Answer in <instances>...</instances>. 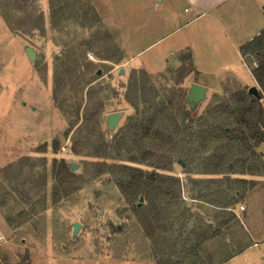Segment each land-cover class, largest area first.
I'll return each mask as SVG.
<instances>
[{
	"label": "rangeland",
	"instance_id": "1",
	"mask_svg": "<svg viewBox=\"0 0 264 264\" xmlns=\"http://www.w3.org/2000/svg\"><path fill=\"white\" fill-rule=\"evenodd\" d=\"M82 1L89 2L93 8V3L103 6L107 1L124 12L121 16H125L129 1L130 10L134 11L130 16L136 17V28L129 31L107 29L105 26L108 25L104 24L95 8L100 21L91 28L83 27L75 19L67 20L57 28H52L51 23L45 27V15L41 12L32 14L34 6L29 3H25L24 11L16 15V19L7 14L2 16L16 37H10L0 29V170L23 161L7 173L0 172V264H153L150 242L143 236L130 206L124 202L108 174L94 177V162L104 160L88 156V150L79 155L72 153V132L65 135L69 126L52 100V81L56 65L69 50L74 51L81 71L84 63H93L94 73L86 78L94 80L91 85L96 87L97 94L92 93V96L96 100L92 105L89 103L85 88L78 124L84 118L85 106L90 110L100 103L98 134L90 137L94 140L101 132L110 142L125 126L128 117L141 112L138 100L135 106L125 100L133 90L134 81L138 84L141 81L140 70L146 72V90L156 96V102L171 89L182 90L187 95L193 77L188 75L176 84L180 65L173 61L167 64L166 60L171 58L159 55L165 42L152 45L179 23L175 19L182 15L183 2L156 0V5H159L156 13L149 16L144 11L152 0ZM40 3L42 6L44 0ZM34 15L33 21L42 16L43 34L33 28V23L32 28L28 23ZM143 19L147 23L145 29L141 28ZM193 29L191 27L190 30ZM126 34H129V39L124 54L118 42L120 36ZM114 45L123 57L118 63L115 62L120 54ZM27 47L35 51L33 61L27 55ZM125 55L129 61L125 60ZM56 57L60 58L57 63ZM251 59L246 58V66L237 56L199 61L198 71L202 72L199 80L214 84L222 75L235 73L246 85L258 88L249 72L254 65L249 62ZM165 66L166 70L162 71ZM120 69L124 70L121 75ZM226 85L223 84L219 93L208 91L205 98L196 104L191 105L185 99L183 106L191 112L194 122L198 124L199 117H209V112L218 108L222 100L215 95H224ZM236 87L237 84H230V90ZM248 88L244 87L247 92ZM70 94L73 97L67 104L76 108L77 99L73 93ZM90 113L94 112L90 110ZM112 113H121L122 117L114 129H109L105 119ZM87 118L91 119L92 126L94 117L87 115ZM180 122L185 123L181 119ZM199 144L197 137L191 148L180 144L181 152L174 156L172 171L166 173L178 179L180 185V196L168 214L172 223L169 235L175 237L182 223L186 225L181 231L186 232L199 230L206 224L215 225L216 217L222 212L219 206L227 205L234 218L222 225L220 232L202 246L199 264H264V143L254 155L247 152L246 159L242 155L237 158L239 162L232 160L230 171L220 175L205 174L204 170L205 160L217 144L216 138L207 151H203ZM44 145L46 152L41 153ZM182 158H187L191 166L180 165L178 160L182 161ZM61 159L76 168L70 171L79 175L83 183L76 192L54 205L53 162ZM105 162L151 170L125 161ZM241 162H244L243 166ZM254 170V175H248ZM237 179L246 181L243 191L244 187L242 183L237 185ZM236 190L241 194L244 192V197L241 195L236 199ZM73 224L79 225L75 236ZM114 227H122L123 231L116 234ZM227 257L232 259L224 262Z\"/></svg>",
	"mask_w": 264,
	"mask_h": 264
},
{
	"label": "trees",
	"instance_id": "2",
	"mask_svg": "<svg viewBox=\"0 0 264 264\" xmlns=\"http://www.w3.org/2000/svg\"><path fill=\"white\" fill-rule=\"evenodd\" d=\"M49 9L52 28H57L71 19L79 21L87 28L100 21V17L90 3L82 0H49ZM41 23L42 16L39 15L33 21V25L43 34ZM114 47L120 54L115 62L118 63L123 57L118 47L115 45ZM239 51L245 64L247 57L252 58L249 60L250 63L256 64V67L251 69V74L260 90L259 97L248 94L244 88L236 87L230 90L225 86L222 97L215 95L220 101L222 100L221 104L209 112V117H199L197 124L193 121L191 112L185 110L183 106L186 94L182 90L171 89L156 102V96L146 90L147 74L140 70L141 81L139 84L134 81L133 90L129 93L130 97L127 94L125 100L131 106H135L138 100L141 103V112L139 115L128 117L125 126L112 137L110 142L104 139L101 132L94 140L90 137L98 134L99 116L102 111L100 103L95 108H90L93 114L85 106L84 118L78 124L85 88L89 103L92 105L96 100L92 96V93L97 94L96 87L91 85L94 80L86 78L87 75L94 73L93 63L89 61L84 63L81 71L78 58L74 57V51L69 50L64 53L63 60L55 67L52 100L68 122L69 128L65 135L72 132V153L79 155L88 150V156L104 160L94 162V177L108 174L124 202L130 206L143 236L150 242V258L153 264H199L202 246L220 232L222 225L234 218V215L228 211L227 205L219 206L222 212L216 217L215 225L206 224L199 230L190 229L186 232L181 231L186 225L182 223L178 229L179 233L172 237L169 235L172 223L168 220V214L180 196V185L178 179L166 173L172 171L174 156L181 152L180 144L185 148H191L196 137L203 151L209 150L214 145V137L216 138L217 144L213 146V153L205 160L204 168L205 174L212 175L229 172V163L232 160L239 162L237 158L242 155L246 159L247 152L254 155L255 150L264 143V29L251 41L242 45ZM58 61L60 58L56 57L55 63ZM179 62L180 72L176 77V84L194 72L190 53L180 56ZM132 79H135V75ZM70 93H73L77 99L76 108L67 104V101L73 97ZM132 94L134 99L131 98ZM87 115L94 117L92 126H90L91 119L87 118ZM180 119L185 123H181ZM40 152H46L45 145ZM259 156L261 160L260 153ZM188 159L182 158L186 168L191 166ZM106 160L125 161L149 167L151 170L145 171L127 164L108 165ZM22 161L8 165L0 172L7 173ZM243 163L241 162L242 166ZM241 173L245 174L243 169ZM255 173L256 170L249 171L248 175ZM52 176L54 205L62 198H67L76 192L78 186L83 183L79 175L70 171L64 159L54 160ZM239 183H242L243 191L246 188V181L237 179V185ZM234 194L236 199L241 195L242 198L244 197V192L241 194L240 190H236ZM140 198L143 202L138 205ZM114 230L119 234L123 228L114 227ZM231 258L227 257L224 262Z\"/></svg>",
	"mask_w": 264,
	"mask_h": 264
},
{
	"label": "crops",
	"instance_id": "3",
	"mask_svg": "<svg viewBox=\"0 0 264 264\" xmlns=\"http://www.w3.org/2000/svg\"><path fill=\"white\" fill-rule=\"evenodd\" d=\"M48 1L44 0V4L41 6L40 0H0V29H3L10 37H16V34L12 35L11 30L6 24V20L2 16L7 14L9 16L11 15L13 19H16V15L24 11L25 3L34 6L31 12L32 14L43 13L45 15V27L47 25L50 26ZM155 1L152 0L150 7L144 11L149 16L156 13V9L159 6L156 5ZM90 2L92 3V0ZM182 2V15H178L176 17L177 19H175L179 23L176 24L171 32L160 36L152 44L166 43L159 50V55L164 58H171L166 60L167 64L173 61L177 65H180V56L190 53L194 67V72L189 75L193 77L190 85L192 83L198 84L206 89V93L208 91L219 93L223 84H227V89L230 88L231 83L237 84L241 89L246 86H249V88L252 87L243 83L242 78L235 73L222 75L214 84L201 82L202 80H199V78H201L200 74L202 72L198 71V62L202 60L213 61L229 56H237L243 61L239 48L251 41L264 29V0H182ZM93 4L96 11L101 15L104 24L108 25L105 26L107 29L129 31L136 28V17L130 16L134 11L130 10L129 1L127 2L125 16H121L124 12H120L117 7L107 1L103 6H98L96 3ZM107 14L113 15L106 18L105 15ZM35 15L28 21L31 24V28ZM148 19L149 17L146 18V22ZM143 21L144 26L141 28L145 29L147 28V25H145L147 23L144 19ZM191 27L194 28L193 31L190 30ZM185 30L189 31L185 32ZM128 39L129 34H126V36L121 35L119 38L118 44L122 51H124V54ZM125 60L129 61L130 59L125 55ZM166 66L162 71L166 70ZM249 72L251 74L250 70ZM252 79L254 85H256L253 77Z\"/></svg>",
	"mask_w": 264,
	"mask_h": 264
},
{
	"label": "water",
	"instance_id": "4",
	"mask_svg": "<svg viewBox=\"0 0 264 264\" xmlns=\"http://www.w3.org/2000/svg\"><path fill=\"white\" fill-rule=\"evenodd\" d=\"M26 51H27V55H28L30 61H33L36 58L35 51L30 47H27ZM123 73H124V70L120 69L119 75H121ZM205 94H206V89L204 87H202L198 84L192 83L189 86L188 93H187L185 99H186L187 103L193 105V104H196L197 102L202 101L205 98ZM248 94L255 96V97H259V90L256 86H252L248 89ZM121 117H122L121 113L109 114L105 119L106 126L109 129H114L118 125ZM178 163L180 165L184 166V163L181 160H178ZM69 167H70L71 171H75V169H76L72 164H70ZM142 201H143V199L140 198L138 205H140L142 203ZM78 226H79L78 224L72 225L73 236H75L77 234L78 229H79Z\"/></svg>",
	"mask_w": 264,
	"mask_h": 264
},
{
	"label": "built area",
	"instance_id": "5",
	"mask_svg": "<svg viewBox=\"0 0 264 264\" xmlns=\"http://www.w3.org/2000/svg\"><path fill=\"white\" fill-rule=\"evenodd\" d=\"M253 67H256V64H254ZM258 90H259V89H258ZM259 92H260V90H259ZM263 102H264V100H263ZM241 210H243V207H241Z\"/></svg>",
	"mask_w": 264,
	"mask_h": 264
}]
</instances>
